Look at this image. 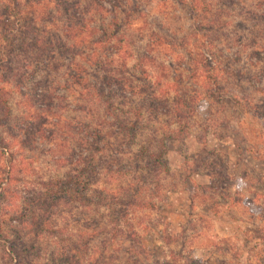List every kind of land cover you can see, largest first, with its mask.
<instances>
[{
  "label": "rangeland",
  "instance_id": "1",
  "mask_svg": "<svg viewBox=\"0 0 264 264\" xmlns=\"http://www.w3.org/2000/svg\"><path fill=\"white\" fill-rule=\"evenodd\" d=\"M0 90V264H264V0H0Z\"/></svg>",
  "mask_w": 264,
  "mask_h": 264
},
{
  "label": "trees",
  "instance_id": "2",
  "mask_svg": "<svg viewBox=\"0 0 264 264\" xmlns=\"http://www.w3.org/2000/svg\"><path fill=\"white\" fill-rule=\"evenodd\" d=\"M58 41H61V39H59V40L56 39V41H54V43H52V44H50V43L45 44L44 43L46 46L40 44L38 41H34L32 43V46L33 47H39L40 49H42V48H46L47 49L49 47V48H53V50H55L57 52H61V50H65L64 49V45L61 44L59 46L58 45L59 44ZM92 43L98 46V44H100L101 42H100V39H94L92 41ZM42 51L45 52L47 50H43L42 49ZM50 55H51V53H50ZM37 58H39V57H37ZM10 72L12 74L14 73V71L12 69L10 70ZM107 80H108V77L107 76H104V80H102V81L104 83H107ZM0 104H3L2 106H0V112L2 111L1 112L2 118L0 119V122L2 123L4 120L6 121L8 119V116H7L8 109L6 108V105L4 104L3 101H1ZM12 146H13V142L12 143L11 142L8 143L5 140V137L0 136V150H4V151L7 152V151H9L11 149ZM162 153L163 152H159L158 154L157 153L156 154H150V155L148 154L147 155L148 162L152 166H158L160 164V162H161ZM143 155H145V154L143 153ZM90 163H91L90 159L89 158H88V160L86 159L84 161L83 167L84 166H86V167L87 166H90ZM4 182H5L4 179H0V191H1V187H2V185H3ZM76 186H78V188L76 189V191H74L72 189V187H71V184H70V186L68 184H65V183H57L55 186H51L49 184H44L42 193H39V194L35 195L34 197H32V198H35V199H33V202L34 203H38V204H42L45 208H47L48 210H51L52 209V203L53 204L55 203L54 202V199H56V197H63V198H67V199H70L71 198L70 200H72L71 194L72 193H75V192H78L79 195H81V194H87L89 192L95 193L94 190L92 189L91 183H89L88 181H79L78 183H76ZM130 191H131V189H127V190L124 191V195L126 194V198L129 197V201L126 202V200H125V202H124V203H126V207H129V206L134 207V206H136V208L138 207V208L141 209V207L144 206V204L143 203H139V202L137 203V201H134V199H132L134 197L132 195H134V194H131L130 195ZM124 199H125V197H124ZM105 200H106V198H105ZM46 204L49 207H46ZM30 205H33V204L30 203ZM115 231L117 232L116 229H115ZM111 234H113V233H111ZM25 238L26 237H24V236H21V237L18 238L19 239L18 240V244L21 247H22V244L25 241ZM77 247L78 248H76V249H72L71 248L69 251L72 252V253H74V255H75L81 249L82 246H77ZM19 249H22V248H19ZM13 250L15 251L16 249L10 248V253H8L9 254V259L14 260L16 262L17 261L19 262L21 260V257H20V255H18L17 253H15Z\"/></svg>",
  "mask_w": 264,
  "mask_h": 264
}]
</instances>
